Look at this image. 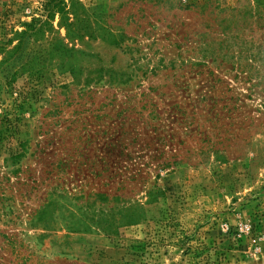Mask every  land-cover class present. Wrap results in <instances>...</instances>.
Masks as SVG:
<instances>
[{"label": "rangeland", "instance_id": "rangeland-1", "mask_svg": "<svg viewBox=\"0 0 264 264\" xmlns=\"http://www.w3.org/2000/svg\"><path fill=\"white\" fill-rule=\"evenodd\" d=\"M75 1L80 83L0 0V264H264V0Z\"/></svg>", "mask_w": 264, "mask_h": 264}, {"label": "trees", "instance_id": "trees-1", "mask_svg": "<svg viewBox=\"0 0 264 264\" xmlns=\"http://www.w3.org/2000/svg\"><path fill=\"white\" fill-rule=\"evenodd\" d=\"M53 5L49 9H45V19H33L30 23L23 25V31L16 33L19 39L29 37L34 42H39L44 39L48 40L47 47L41 52L39 57L33 58L37 63L57 62V67L71 75L75 83H80L81 71L78 68L77 62L83 53L76 50L74 46L68 47L63 40L57 37L51 21L57 16L58 28L65 31L64 38L70 43L81 42L84 37L92 39L95 37L101 42H107L113 38L108 30H105L97 20V15H91L93 18V27L91 28V20L83 7L75 0H50ZM116 41H111L115 45ZM24 69L30 68V63Z\"/></svg>", "mask_w": 264, "mask_h": 264}]
</instances>
